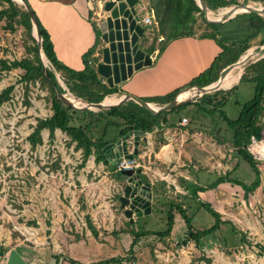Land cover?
<instances>
[{"label": "rangeland", "instance_id": "374dc122", "mask_svg": "<svg viewBox=\"0 0 264 264\" xmlns=\"http://www.w3.org/2000/svg\"><path fill=\"white\" fill-rule=\"evenodd\" d=\"M234 1L237 4L230 7L240 4L255 6L253 0ZM7 8L8 3L0 0V10ZM227 8L210 10V16L217 17ZM198 24V36L209 31L201 16H198ZM33 45L27 29L18 18L0 21V93L14 86L11 98L0 108V244L6 249L4 256H0V264H73L68 259L92 264L118 257L124 259L122 264H264V161H258L260 187L245 198V190L240 186L227 185L222 190L226 196L223 203L226 214L223 217L229 224L211 235L206 250L184 244L187 236L179 228L174 240L169 242L166 239L169 236L161 238L157 234L143 236L135 242L136 231L166 229V207L162 206L164 213L156 209L153 215L138 217L137 222V216H133L134 222L125 216L119 201L125 181L121 179L120 164L112 165L109 152L104 151V162H96L95 154L84 162L83 149L61 130H56L55 137L51 138L49 130L45 129L42 131V144L36 147L30 144L28 137L34 132L38 120L53 114L51 94L40 81H22L24 72L21 69L2 71L1 67L2 60L32 59ZM48 66L52 68L50 63ZM245 73L242 77H250L251 74ZM57 77L66 92L75 98L59 74ZM235 85L237 90H227L234 91V95L222 108L231 119L239 116L243 103L254 94V85L250 82H236ZM173 115V120L189 118L191 126L199 131L203 129L208 135L205 144L211 170L210 173L205 172V183H216L221 175L225 176L224 173L247 185L255 181L254 170L235 148L233 131L224 121L221 111L205 113L199 110L198 105L190 104L178 108ZM263 119L264 115L260 121L262 126ZM111 136L119 137V132L114 131ZM262 142L259 143L261 150ZM126 145L129 153L134 154V137ZM148 146V140H141L140 152L134 157L143 171L145 164L150 163L149 159L144 161L140 154ZM253 150L257 152L255 147ZM261 150L257 152L260 158ZM169 165H177V161ZM164 171L171 172L170 169ZM193 174L195 177L199 175L198 170L194 169ZM145 180L144 176V183ZM177 186V182L170 181V188L166 189L171 197L168 200L180 203L191 215L196 203L188 196L178 200ZM214 207L217 208V204ZM174 213L178 214L177 210ZM200 215L204 223L202 227L196 225V228L206 229L215 223L206 209H201ZM191 219L193 223L197 222V217ZM158 243L170 246L172 254L169 261L158 257H161Z\"/></svg>", "mask_w": 264, "mask_h": 264}, {"label": "trees", "instance_id": "16d2710c", "mask_svg": "<svg viewBox=\"0 0 264 264\" xmlns=\"http://www.w3.org/2000/svg\"><path fill=\"white\" fill-rule=\"evenodd\" d=\"M4 1L8 3L9 8L0 10V21L4 18H9L12 21L18 18L19 22L27 29L34 45L32 47V59L26 58L15 60L13 62L2 60L1 70L21 69L24 72L21 78L22 81L26 83H36L40 81L45 88H48L51 94L53 114L49 118L38 120L34 132L28 137V140L33 147L42 144L43 130H49L51 138L55 137L56 130H61L77 143L78 148L83 149L84 162L93 154L96 155V162H104L106 159L104 149L108 144L115 143L129 131L139 130L144 133H151L156 127L160 126L161 117L170 113L164 112L159 115H153L149 110L134 101H128L119 107L101 109L99 111L76 110L64 105L57 99L54 90L50 87L44 75L43 64L39 56V47L35 38L31 35L33 25L29 13L24 6H18L13 0ZM26 1L28 2V0ZM204 1L208 9L211 11H217L218 9L227 8L237 4L234 0ZM254 1L264 2V0ZM151 3L152 9L155 12L156 20L159 24V34L165 38L162 41L160 52H162L165 45L172 40L181 37L197 36V29L200 28V25L198 24V16L202 17L205 28L209 30L200 35V37L218 40L223 49V52L215 59L212 66L206 72L192 80V86H207L217 82L220 78L221 71L228 65L237 62L250 48L249 39L242 44L228 43L226 40L218 39L217 30L222 24L208 23L204 17L202 9L195 0H151ZM197 14L199 15L197 16ZM243 15L251 16L253 20L258 19L264 24V18L259 14L251 13ZM36 17L43 37V50L52 66V68L48 69V73L53 83L61 92L66 93V90L60 84L57 74L60 75L61 80L64 82L70 93L77 99H82L91 103H100L104 101L107 96L116 93L115 88H111L101 81L93 65L90 63V58L97 47V43L83 56L84 64L86 66L85 69L83 71L71 69L58 59L48 31L42 25L37 15ZM256 26L261 29L260 25ZM263 45L264 39L261 42V46ZM153 51L154 47L151 48L150 52L152 53ZM245 72L251 74L250 77H247L246 79L254 85V96L250 101L243 104L240 114L236 119L229 118L226 116L225 112L222 111V108L228 102L232 91L222 90L211 94H205L201 101L195 102L194 104L198 105L199 110L205 113L215 114L216 112L221 111L224 121L233 131V144L235 148L240 156L250 164L256 175L255 181L250 185H247L226 174L224 177L221 176L216 183H212L208 188L213 190L219 184L230 183L234 186H240L245 190V194L248 195L258 189L261 185V170L258 167V161L254 159L248 148L252 137H256L260 140L262 131H264V126L260 125V121L264 115V58L247 67ZM1 78L2 75L0 73V80ZM242 80H245V77H242L241 81ZM236 89L237 88H233L234 91ZM13 91L14 86H9L0 93V108L11 98ZM178 92L179 91H176L169 95L168 100H173ZM184 93L185 92L182 94ZM158 101L166 100L161 99ZM186 106H188V104L179 107V109ZM177 109H174L173 111ZM114 131L119 132V137H109ZM202 190L205 189L203 187L195 186L192 188L191 194L194 198H197L198 192ZM196 203L200 207L206 209L214 217L215 223L209 228L196 230L187 210L183 208L180 203L171 200L163 204L166 205V229L164 231H136L134 232L135 242H138L141 237L149 234H157L161 238L170 236L175 222V210H177L185 220L188 228V240H186L184 244H187L189 240H194L198 244L201 239L218 232L222 225L229 224L227 221H222L221 215L210 203L200 201ZM89 225L93 228L90 222ZM92 232L94 235H97L95 229H92ZM5 253L6 249L0 244V256H4ZM122 260L124 261V259L118 257L92 264H122ZM68 261L73 264H82L73 259H68Z\"/></svg>", "mask_w": 264, "mask_h": 264}, {"label": "crops", "instance_id": "0c3cea01", "mask_svg": "<svg viewBox=\"0 0 264 264\" xmlns=\"http://www.w3.org/2000/svg\"><path fill=\"white\" fill-rule=\"evenodd\" d=\"M254 2L255 6H249H264V2ZM28 3L38 16L42 25L48 31L58 59L71 69L83 71L86 67L83 56L97 43V47L90 58V63L96 71V65L99 62L98 39L100 36L97 25L101 19L105 17V13L102 9V1L28 0ZM141 9L143 14L142 19L145 17L151 18V23L145 25L147 31L145 51L151 56L152 64L135 72L127 81L116 85L114 87L116 93L107 96L106 99L112 98L118 102L124 96L131 95L144 99L152 105L162 107L174 100H168L169 95L176 91H179L177 95H180L183 90H188V87L192 86V80L206 72L219 54L223 52V49L218 40L201 38L197 35L172 40L168 42L164 50L160 52L162 41L165 38L158 34L159 24L156 20L155 12L151 7V1L142 0ZM243 14L251 13H238L221 23L222 25L217 30V38L226 40L228 43L242 44L249 39L250 48L240 58L248 57L255 51H258L262 47L261 42L264 39V24L262 21L260 22L258 19L253 20L251 16ZM259 15L264 18V13ZM256 25H260L261 29ZM150 26L153 27L150 28ZM153 47L154 51L151 53L150 50ZM98 77L104 84L109 86L106 80L99 75ZM242 81L250 82L246 78ZM242 81L239 80L237 83ZM237 87L238 86L235 85L233 88ZM233 93L234 91L231 92L228 102L231 101L234 95ZM198 94L199 93L195 91V95L191 97L195 98L194 102L188 105H194L195 102L202 100L203 96H199ZM253 96L254 94H252L248 101H250ZM161 99L166 101H158ZM238 99L240 100V95ZM174 112L175 111L172 110L167 115L162 116L160 126L156 127L153 132L144 134V136L148 138L149 146L145 152H141L140 156L144 161L149 159L150 163L148 165L145 164L144 176L146 178V183H152L151 192L153 193V200L151 215H153L156 209H158L159 213H164L162 206L166 207V205L163 204L171 201L168 200L171 197L168 191H166L167 188H170L171 181L178 183L177 188L179 191L178 195L176 194L179 198L178 200L188 196L193 199L192 201L194 203L198 201L210 203L221 215L222 221H226L225 217H223V214H226L225 204H223L226 202V196L223 195L222 192L227 188V185L232 184H219L213 190L208 188L211 183L204 182L206 177L205 172L210 173L211 170L210 155L206 148L207 140L209 139L208 135L203 129L199 131L195 129V126H191L192 120L187 117L173 120ZM183 119H187L188 124L182 125ZM170 140L172 142H170ZM198 141H200V144L197 143ZM176 149L178 152H176ZM174 161H177V165H169ZM164 169H170L171 172H165ZM194 169L199 172V175L196 177L193 174ZM224 174L226 175V173ZM195 186L205 189L198 192L197 198H194L191 194V190ZM245 197L246 194L244 195V198ZM215 204H217V208L214 207ZM196 206V209L193 210L189 216L191 218H193V216L197 217V222L193 223L196 230H204L196 228V225L202 227L204 223V218L200 215V210L204 208L200 207L197 203ZM183 208L185 207L183 206ZM137 218L138 217L135 219L136 222L139 221ZM224 226L225 225H222L218 232H220ZM177 228L187 236L186 240H188L187 225L185 220L178 213L175 217L173 231L171 235L166 238L167 242L174 240ZM256 230L259 232L258 228H256ZM210 242L211 236H208L207 238H203L198 244L194 240H189L187 245L188 247L196 245L197 248L200 247L202 250H206L205 248L208 247L207 245H209ZM203 243L204 245L202 247ZM158 245L160 246L159 254L161 255V257L159 255L158 257L163 258L165 261H169L172 254L170 246L165 247L167 245L163 243H158ZM209 250L212 249L210 248Z\"/></svg>", "mask_w": 264, "mask_h": 264}, {"label": "water", "instance_id": "95a60500", "mask_svg": "<svg viewBox=\"0 0 264 264\" xmlns=\"http://www.w3.org/2000/svg\"><path fill=\"white\" fill-rule=\"evenodd\" d=\"M16 1V0H13ZM30 15L33 25L32 34L39 47V56L43 64L44 75L54 90L58 100L64 105L72 107L76 110L99 111L101 109H110L119 107L128 101H134L149 110L153 115L170 112L181 106H185L194 102L195 98L180 99L177 95L170 103L158 107L138 97L126 95L120 101L114 104H107L106 98L100 103H91L82 99H72L69 93L61 92L51 80L48 73V63L43 50V37L39 29L37 17L26 0H20ZM102 9L105 17L98 23V33H100L99 44V62L96 65L97 74L106 80L109 87L114 88L116 85L130 79L133 74L144 67L152 64L151 56L145 51L147 31L143 22L142 0H101ZM204 13V17L208 23L221 24L238 13H256L263 14L264 6L251 7L247 4H240L226 9V13L222 17H210V10L204 0H195ZM264 58V46L258 51H255L248 57H242L237 62L228 65L221 73L217 82L207 86H190V92L197 90L199 96L211 94L218 91H226L216 84L229 72L239 71L242 74L247 67ZM240 77V79H241ZM239 79V80H240ZM143 131H129L125 136L119 139L116 143L108 144L104 151L111 155L112 165L120 164L124 159L133 160L135 155L139 154V143L141 140L146 141ZM134 137V154L129 153L127 142ZM111 152V153H110ZM121 179L125 181L123 195L119 201L124 215L131 218L133 216L142 217L150 215L152 212L153 193L151 192L152 183H144L143 169H123Z\"/></svg>", "mask_w": 264, "mask_h": 264}, {"label": "bare ground", "instance_id": "6f19581e", "mask_svg": "<svg viewBox=\"0 0 264 264\" xmlns=\"http://www.w3.org/2000/svg\"><path fill=\"white\" fill-rule=\"evenodd\" d=\"M19 4H21V1L20 0H16ZM256 7H258V6H256ZM226 13V9L225 10H222L218 15H217V18L218 17H222L224 14ZM211 18H215V17H212V16H210ZM250 53V52H249ZM240 77H241V73L239 72L238 74L237 73H235V72H229V74H227V76H225V77H223V79L220 81V82H218L217 84H216V86L217 87H221V88H223V89H226V90H230V89H232L233 87H234V84L236 83V82H238L239 81V79H240ZM187 89L186 90H183L182 92H181V94H180V96H179V98L180 99H189V98H191V97H193L194 95H195V91L197 92V90H195L194 92H190V91H187ZM200 91V90H199ZM198 91V92H199ZM183 92H185L184 94H182ZM71 98L72 99H74L72 96H71ZM106 103L107 104H114V103H117L115 100H113L112 98H107L106 99ZM264 142V141H263ZM262 142V143H263ZM259 145L260 144H256V145H254L253 147H255V149L257 150V152L258 153H260L259 151L261 150V149H259ZM253 147H252V150H253ZM263 152H262V154H260V155H262V157L264 158V146H263ZM261 150V151H262ZM254 151V150H253ZM261 157V158H262Z\"/></svg>", "mask_w": 264, "mask_h": 264}, {"label": "built area", "instance_id": "2783aa9c", "mask_svg": "<svg viewBox=\"0 0 264 264\" xmlns=\"http://www.w3.org/2000/svg\"><path fill=\"white\" fill-rule=\"evenodd\" d=\"M143 22H144L145 25H148V24L151 23V18H150V17H145V18L143 19ZM186 124H188V120H187V119H183V120H182V125H186ZM261 139H262V140H261ZM261 139L258 140L256 137H252V139H251V143H250V145H249L250 152L253 154V156L255 157V159H256L257 161H264V158H260V157L258 156V153L252 150V147H253L254 145L259 144V143H261L262 141H264V131L262 132ZM139 167H140V164H138L137 161H136L135 159H133V160H127V159H124V160L122 161V163H120V165H119V170L121 171V170H123V169H129V168H133V169H135V168H139Z\"/></svg>", "mask_w": 264, "mask_h": 264}]
</instances>
